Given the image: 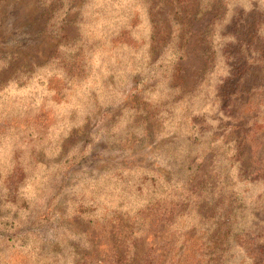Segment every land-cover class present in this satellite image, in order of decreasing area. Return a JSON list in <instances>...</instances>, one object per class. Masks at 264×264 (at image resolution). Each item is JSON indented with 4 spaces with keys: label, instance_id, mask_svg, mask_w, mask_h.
Returning <instances> with one entry per match:
<instances>
[{
    "label": "rangeland",
    "instance_id": "374dc122",
    "mask_svg": "<svg viewBox=\"0 0 264 264\" xmlns=\"http://www.w3.org/2000/svg\"><path fill=\"white\" fill-rule=\"evenodd\" d=\"M72 1L59 33L47 29L51 8L39 0H0V220L15 225L0 227V264H205L202 252L187 249L196 219L163 217L174 188L147 207L152 188L142 183L141 170L174 182L176 171L163 161L173 158L168 128L186 108H194L203 132L193 144L201 161L190 187L214 190L202 205L206 216L214 212L222 222L230 211L236 219L222 264H254L250 253L263 244L248 251L239 234L254 239V214L264 219V127L257 150L236 133L225 137L230 145L217 136L213 151L205 143L226 107L243 119L258 115L264 125V68L237 57L245 49L264 56V0H123L135 1L145 34L152 16L159 44L149 64L164 52L163 40L183 41L172 83L178 93L163 99V85L151 91L154 81L97 68L95 49L74 55L83 0ZM211 28L213 66L204 40ZM255 86L263 89L254 93ZM28 126L42 139L28 138L21 130ZM175 145L187 143L179 137ZM23 234L30 236L23 247L7 240Z\"/></svg>",
    "mask_w": 264,
    "mask_h": 264
},
{
    "label": "trees",
    "instance_id": "16d2710c",
    "mask_svg": "<svg viewBox=\"0 0 264 264\" xmlns=\"http://www.w3.org/2000/svg\"><path fill=\"white\" fill-rule=\"evenodd\" d=\"M71 2L73 1L39 0V3L44 8H51L50 16L46 21L48 30L62 33L65 17L70 10ZM85 2L86 0H83L81 11L77 14L74 23L80 31V36L69 47L72 52H75L74 55L82 58L87 55L86 52H91L92 49H95L100 57V64L97 68H109L110 70H106L108 75L116 77L118 75L117 69L123 68L126 75L130 73L139 75L140 80L138 82L140 83L154 81L155 84L149 87L151 91L156 90L160 85L165 86V88H162L163 91L158 99L173 98L178 93L179 88L177 84L172 85L178 72L177 61L185 57L182 39L179 36H169L165 42L163 40V46H166L164 52L161 55H157L156 59L149 64V58L155 51V44H159L154 34L155 26L152 16L149 14L146 16L150 31L145 34L139 27L143 22V17L137 11H134L136 7L135 1H131L126 6H123V0H87V3ZM212 29L204 34V40L208 38L210 42L206 40L205 44H207L210 52L209 59H211V62L209 65L211 66H213L215 59V51L211 45V39H215ZM166 53L167 55L165 56ZM252 55L254 54H252L251 50L245 49L243 50V55L238 54L237 57L240 60L244 59L246 62H250V66L254 65L259 69L264 68V56L255 58ZM128 68L129 71L127 70ZM222 80L219 82L220 86L227 82V80ZM205 82H208V78L205 79ZM258 87H253L252 92L255 93L258 89H263ZM221 98L226 100L228 93L222 91ZM150 104L143 99L141 105L146 108ZM194 111V108H186L184 112L180 113L178 118L171 115L173 122L168 128V133L173 137L168 142L171 148H168L167 156L173 158L167 162L163 161L173 173L176 171L174 182L163 181L156 174L153 173L151 175V172L141 170L143 172L142 183L150 182L149 185L152 188L146 206H155L161 203L167 190L174 188V192L169 194V204L171 206L163 212V217L166 218L167 215L173 213L175 214L174 217L181 218L189 213L188 216L195 218L196 222L192 224V227L195 228V233L189 238L192 242L187 249L193 248L198 252H202L203 256L207 257L205 264H216L218 260L222 264L231 243L229 237L235 232L234 220L236 219L232 217L233 214L230 215V211L227 212L229 213L228 219H223L222 222L218 216L214 215V212L206 216L202 205L214 199V190L212 192L208 191L211 189L209 184L200 190L190 187L191 179L194 177L201 161V158L197 157V153L193 150L195 146L193 144L203 135L202 131L197 130L200 118L194 115ZM221 111L215 120V123H217L216 129L209 130L208 138L210 143H205L207 149L213 151L212 146H219L215 143L216 139H218L217 136L223 137L226 145L232 144L225 137L228 134L234 135L236 133L243 137V144L247 141L250 144L255 142V150H257L259 147L258 134L264 127V125L260 126L257 122L259 119L258 115L253 118L246 117L243 119V117L231 114L227 107ZM159 114L161 113L153 114L150 117H157ZM21 130L22 132L28 131L26 134L30 139H42V136H39L37 131L30 128V126L25 129L21 128ZM215 132L216 134H214ZM179 137H182L187 143L185 148L175 145V140ZM196 146L200 148V144ZM236 151L241 152L242 149L237 147ZM174 155L180 158L178 159ZM177 165L178 167L176 168ZM224 177H227V175L225 174ZM215 207L217 206L215 205ZM254 223L251 229L258 230L254 239L247 240V235L239 234V236L240 239H244V243L248 246V251L250 247L257 243L259 245L263 244L260 246V250L253 249L254 253L253 255L250 253V256L254 264H264V219L259 214H254ZM174 224L175 221L173 220L170 226ZM6 226L14 227L15 225L0 220V227L6 228ZM241 232H244V230ZM232 237L234 238V236ZM7 240L19 242V246L23 247V244L30 242V236L23 234L22 237L15 236Z\"/></svg>",
    "mask_w": 264,
    "mask_h": 264
}]
</instances>
